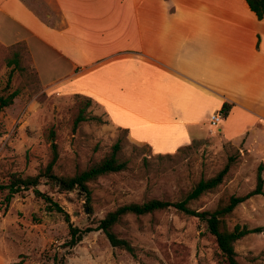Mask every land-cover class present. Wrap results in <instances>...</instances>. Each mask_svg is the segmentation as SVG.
I'll return each mask as SVG.
<instances>
[{"label": "crops", "instance_id": "crops-1", "mask_svg": "<svg viewBox=\"0 0 264 264\" xmlns=\"http://www.w3.org/2000/svg\"><path fill=\"white\" fill-rule=\"evenodd\" d=\"M0 44L156 155L207 140L225 103L220 141L264 153V20L246 0H0Z\"/></svg>", "mask_w": 264, "mask_h": 264}, {"label": "rangeland", "instance_id": "rangeland-1", "mask_svg": "<svg viewBox=\"0 0 264 264\" xmlns=\"http://www.w3.org/2000/svg\"><path fill=\"white\" fill-rule=\"evenodd\" d=\"M16 50L22 53L23 47ZM16 50L0 44V96L8 94L5 88L11 69L6 63ZM22 65L27 71H17L11 83L12 90L19 88L21 93L0 115V187L8 185L13 175L25 178L45 171L53 160V142L58 145L59 159L54 166L58 176L82 172L107 157L120 142L119 157L128 161V168L92 182L91 200L79 190L62 193L46 178L41 179L40 192L51 196L81 229L94 226L123 205L152 199L180 202L201 179L211 178L227 166L223 184L193 202L192 208L214 211L230 197L255 189L258 169L264 165L261 149L222 142L220 132L209 136V128L207 140L169 156L156 155L148 146L130 143L127 133L113 128L93 101L87 111L89 121L74 130L84 98L46 93L23 55ZM7 195L8 190H0V264L21 260L22 264H47L44 254H54V250L67 253L68 264H219L220 251L207 223L175 208L129 215L115 226L118 236L137 249V257H133L113 248L102 231L91 232L74 249L64 250L68 223L63 213L50 211V205L32 190L15 195L9 204ZM225 224L229 230L237 225L264 228V196L239 205L225 218ZM236 251L240 264H264V232L239 240Z\"/></svg>", "mask_w": 264, "mask_h": 264}, {"label": "trees", "instance_id": "trees-1", "mask_svg": "<svg viewBox=\"0 0 264 264\" xmlns=\"http://www.w3.org/2000/svg\"><path fill=\"white\" fill-rule=\"evenodd\" d=\"M251 10L256 14L260 20H264V0H246ZM16 50V48L14 49ZM7 67L10 70L8 74V83L5 91L7 95L0 96V115L4 110L14 104L15 99L20 95V89L12 90L11 83L14 74L18 71L21 74L26 72V68L22 65V53L16 50L12 53V56L7 59ZM12 90V91H11ZM84 98L81 103L78 116L74 121V130H76L80 124L89 121L87 116L88 109L92 106V99L77 95V98ZM232 109V105L225 103L222 111L224 116L227 117ZM95 121L102 122L100 118L93 117ZM51 138H55L52 134ZM53 160L49 163L46 170L41 172L37 176L20 177L13 175L10 183L6 186H1L0 190H8L6 197V203L9 204L15 195L22 194L25 191L32 190L33 193L42 198L45 203L49 204L50 211H56L65 215V220L68 223V231L65 239L64 250L70 251L79 245L84 237L94 231H102L109 243L113 248L124 250L133 257H137V249L128 240L121 238L114 231L116 225H118L125 217L129 215L145 216L153 214L162 210L175 208L177 211L192 217H196L199 220L206 222L210 234L215 238L219 253V264H240L238 260V253L236 251V243L242 238L254 234L263 233L264 228L259 227L255 229H249L247 227H241L237 225L234 229L229 230L225 224V218L231 215L234 210L241 204L245 203L254 196H264V165H261L258 169L257 184L253 191L244 196H232L229 202L225 206H220L214 211H198L192 208V203L198 201L202 196L207 193L215 192L224 182L226 175L229 171V166L225 167L217 175L208 178L201 179L188 194V196L180 202H169L159 199H152L144 203H131L123 205L117 208L115 211L109 212L103 219L95 222L94 226H89L85 229H81L75 226L70 219V216L63 210V208L54 202L53 198L48 194L40 192L38 187L41 184V179L46 178L54 186L59 188V191L72 192L74 190L81 191L87 198L91 200L92 191L90 184L97 181L99 178L120 173L128 168V161L119 157L122 146L120 142L116 143L112 147L111 153L103 160L94 163L89 168L79 172L73 176H58L54 172V166L56 165L58 155V145L56 142L52 143ZM169 156V155H168ZM8 206V205H7ZM92 213L91 208H89ZM54 254H44L47 259V264H68V254H61L58 250H54ZM23 260L16 264H22Z\"/></svg>", "mask_w": 264, "mask_h": 264}, {"label": "built area", "instance_id": "built-area-1", "mask_svg": "<svg viewBox=\"0 0 264 264\" xmlns=\"http://www.w3.org/2000/svg\"><path fill=\"white\" fill-rule=\"evenodd\" d=\"M224 112L218 111L216 113H214L211 117H210V131H209V135L211 136H215L219 133V128L221 127L223 121H224Z\"/></svg>", "mask_w": 264, "mask_h": 264}]
</instances>
